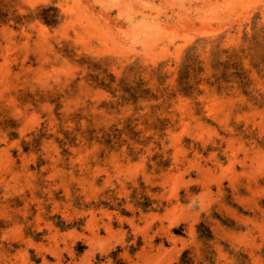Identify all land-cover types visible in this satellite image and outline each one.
<instances>
[{
    "label": "rangeland",
    "instance_id": "obj_1",
    "mask_svg": "<svg viewBox=\"0 0 264 264\" xmlns=\"http://www.w3.org/2000/svg\"><path fill=\"white\" fill-rule=\"evenodd\" d=\"M0 264H264V0H0Z\"/></svg>",
    "mask_w": 264,
    "mask_h": 264
}]
</instances>
